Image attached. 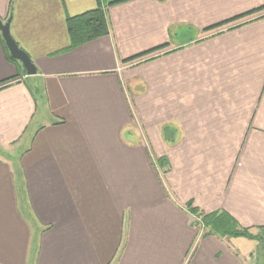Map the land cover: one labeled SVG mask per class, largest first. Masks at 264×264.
<instances>
[{
  "label": "crops",
  "instance_id": "1",
  "mask_svg": "<svg viewBox=\"0 0 264 264\" xmlns=\"http://www.w3.org/2000/svg\"><path fill=\"white\" fill-rule=\"evenodd\" d=\"M98 4L109 33L70 49L66 18ZM9 16L36 75L0 42V264H262L258 239L195 219L264 226V0H0Z\"/></svg>",
  "mask_w": 264,
  "mask_h": 264
},
{
  "label": "trees",
  "instance_id": "2",
  "mask_svg": "<svg viewBox=\"0 0 264 264\" xmlns=\"http://www.w3.org/2000/svg\"><path fill=\"white\" fill-rule=\"evenodd\" d=\"M66 28L70 38V49L105 36L109 33L104 11L99 4L92 10L67 17ZM0 42L8 59L15 62L16 60L10 57L1 39V36ZM139 56H142V54ZM139 56H135L131 58V60L136 59ZM156 162L160 169H163L164 165H166L163 158L157 159ZM191 211L196 213L197 210L191 209ZM196 217L200 218L201 226L203 228V233L201 236H205L207 234H216L221 237L239 236L250 239H258L260 243L264 244V226L261 227L259 235L253 236L248 232L247 229L240 228L234 218H232L226 212H214L206 215L198 213Z\"/></svg>",
  "mask_w": 264,
  "mask_h": 264
},
{
  "label": "water",
  "instance_id": "3",
  "mask_svg": "<svg viewBox=\"0 0 264 264\" xmlns=\"http://www.w3.org/2000/svg\"><path fill=\"white\" fill-rule=\"evenodd\" d=\"M11 16L8 17L6 21L0 19V36L1 39L10 55V57L18 61L24 68L25 72L29 76L36 75V68L31 61L29 55L19 47L16 41L10 34V25Z\"/></svg>",
  "mask_w": 264,
  "mask_h": 264
},
{
  "label": "built area",
  "instance_id": "4",
  "mask_svg": "<svg viewBox=\"0 0 264 264\" xmlns=\"http://www.w3.org/2000/svg\"><path fill=\"white\" fill-rule=\"evenodd\" d=\"M153 165L155 166V168H156V170L159 172V174H161V170H160V167H157V164L155 163V162H153ZM196 222H197V225H198V228H199V230L200 231H202V233H203V228H202V226H201V221H200V218L199 217H196Z\"/></svg>",
  "mask_w": 264,
  "mask_h": 264
},
{
  "label": "rangeland",
  "instance_id": "5",
  "mask_svg": "<svg viewBox=\"0 0 264 264\" xmlns=\"http://www.w3.org/2000/svg\"><path fill=\"white\" fill-rule=\"evenodd\" d=\"M23 194H24V192H23ZM25 201H26V199H25ZM20 203H21V202H20ZM26 203H27V201H26ZM20 207H21L22 211L24 210V212H25L26 208L23 206V204H21ZM26 211H27V210H26ZM27 212H28V213L30 212V211H29V208H28V211H27ZM261 244H263V243H261ZM261 255H262V259H263V260L261 259V260H262V264H264V254H261Z\"/></svg>",
  "mask_w": 264,
  "mask_h": 264
}]
</instances>
